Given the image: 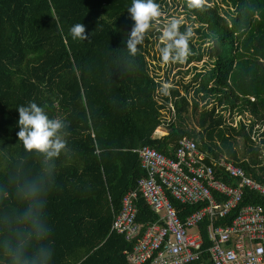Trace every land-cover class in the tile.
<instances>
[{"label":"trees","instance_id":"16d2710c","mask_svg":"<svg viewBox=\"0 0 264 264\" xmlns=\"http://www.w3.org/2000/svg\"><path fill=\"white\" fill-rule=\"evenodd\" d=\"M181 1L190 20L181 30L200 36L188 62L208 55V69L195 72V87H170L161 104L149 56L168 0H0V264H131L124 251L134 243L111 228L124 194L147 175L136 151L145 145L172 156L188 136L264 183L261 147L217 111L264 122V0ZM167 39L162 51L179 59ZM211 98L217 104L200 110ZM170 102L175 120L154 137ZM190 112L198 129L186 123ZM172 201L182 219L202 206ZM249 203L264 207V195L247 189L240 206ZM138 208L140 223L158 220L144 199Z\"/></svg>","mask_w":264,"mask_h":264},{"label":"built area","instance_id":"2783aa9c","mask_svg":"<svg viewBox=\"0 0 264 264\" xmlns=\"http://www.w3.org/2000/svg\"><path fill=\"white\" fill-rule=\"evenodd\" d=\"M150 59L151 74L157 73L154 77L162 84L155 98L162 104L165 92L169 94L170 87L179 84L173 83L174 78L170 80L169 71L162 76V65ZM158 64L161 67L155 68ZM217 111L225 123L238 130L244 128L251 142L264 152V122L253 123L249 112L233 113L220 107ZM162 114L164 127L175 120L173 102L162 109ZM136 151L147 175L124 194L111 228L134 243L131 250L124 251L131 264H264V207L254 203L240 206L247 189L264 195V183L227 155L216 157L188 136L179 140L172 156L150 145ZM225 174L234 182L226 181ZM172 198L202 206L182 219ZM140 199L159 216L157 221L143 224L137 220ZM239 206L230 224L219 223ZM207 218L211 245L204 250L200 224Z\"/></svg>","mask_w":264,"mask_h":264},{"label":"rangeland","instance_id":"374dc122","mask_svg":"<svg viewBox=\"0 0 264 264\" xmlns=\"http://www.w3.org/2000/svg\"><path fill=\"white\" fill-rule=\"evenodd\" d=\"M221 2V0H215ZM169 2V8L166 10H161L157 13L156 17V27L161 28L162 35L158 39V41L154 44V49L151 51L152 58L153 54L155 53L157 56L160 55L161 59L158 63L162 65L160 72L162 73V76L165 75L166 72L169 71V78H174V84H177L175 80H178V84L182 87L181 83H189L192 82L193 87L197 86L198 83H195V72L207 70V60L208 55H205L202 60H193L188 62V55L189 53H193L192 47H194L197 50L198 47V41H200V36L197 32L193 31L190 35L183 33L180 26L182 24H189L190 20L188 19L187 15L182 12L183 10V2L181 0H168ZM162 19H161V17ZM163 24V25H162ZM175 33L180 34L182 37V41H178L177 37L175 36ZM170 36L174 41L177 42V44L180 46L181 52L178 53V56L180 57L178 59H172L170 56H173L175 53L174 50H171L169 53H163L161 48V43L165 42L168 43L167 37ZM191 39V44H188L187 40ZM211 42V41H210ZM209 41L204 45L206 48L209 46ZM163 53V54H162ZM166 63V65H169V67L166 69V65L163 64ZM165 65V66H164ZM171 68V70H170ZM163 69V72H162ZM186 70H189L188 73H185ZM192 93V92H191ZM192 95H190V98ZM203 101H200V110L204 108L210 109L212 105L217 104V101H215L213 98L210 99V101L206 105H202ZM204 104V103H203ZM199 114L198 113H192L190 112L186 116V123L189 127H195L199 128ZM162 129L158 128L159 132ZM238 149L240 152V155L244 157V151L246 149L244 139L239 136L238 137ZM264 153V152H263Z\"/></svg>","mask_w":264,"mask_h":264},{"label":"crops","instance_id":"0c3cea01","mask_svg":"<svg viewBox=\"0 0 264 264\" xmlns=\"http://www.w3.org/2000/svg\"><path fill=\"white\" fill-rule=\"evenodd\" d=\"M158 128L160 129H162L161 131H164V132H159L158 131ZM156 130H155V132H154V137H161V136H163V135H165V134H167L169 131H168V129L166 128V127H164V126H159Z\"/></svg>","mask_w":264,"mask_h":264}]
</instances>
